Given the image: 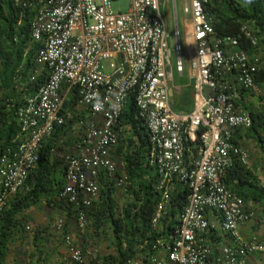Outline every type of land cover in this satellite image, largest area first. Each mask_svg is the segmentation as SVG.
<instances>
[{
    "label": "built area",
    "instance_id": "obj_1",
    "mask_svg": "<svg viewBox=\"0 0 264 264\" xmlns=\"http://www.w3.org/2000/svg\"><path fill=\"white\" fill-rule=\"evenodd\" d=\"M128 1L126 13H115L113 0H12L18 27L34 12L31 38L43 45L34 77L45 73L46 81L17 109L21 141L0 161V213L25 189L43 142L64 123L67 88L77 91V107L87 115L79 121L83 134L78 152L66 158L60 198L78 209L77 224L84 231L86 210L99 199L102 179L118 188L126 184L113 154L122 140V114L133 97L149 134L147 162L158 174L154 228L167 215L177 187L188 190L178 227L169 241L153 245L149 264H249L251 256L264 253V246L257 236L243 238L240 230L257 219L256 213L227 187L225 177L234 164L250 163V153L234 138L253 126L251 115L239 105L243 94L259 98L264 106V88L257 83L264 65L260 38L246 25L238 36L218 37L206 11L210 0H180L192 24L195 76L193 112L177 114L169 80L174 67L184 71L178 2L173 0L171 48L161 0ZM198 142V158L189 164L186 157ZM209 214L219 216L218 226ZM64 223L60 221L58 229ZM212 231L227 242L212 245ZM65 245L67 264H85L71 237Z\"/></svg>",
    "mask_w": 264,
    "mask_h": 264
},
{
    "label": "trees",
    "instance_id": "obj_2",
    "mask_svg": "<svg viewBox=\"0 0 264 264\" xmlns=\"http://www.w3.org/2000/svg\"><path fill=\"white\" fill-rule=\"evenodd\" d=\"M206 11L211 16L218 37L238 36L241 28L246 25L260 38L259 47L264 51V0H210ZM33 16L34 12L18 27V15L12 0H0V161L21 141L17 109L46 81L45 73L34 77L36 57L43 45L33 42L31 38ZM257 83L264 88V65L257 76ZM70 96L66 100L69 111L63 114L64 123L56 126L52 136L43 142L38 162L25 189L12 198L0 213V264H7L10 243L19 230L18 218L27 209L41 203L47 207L60 205L68 216L77 221L78 209L60 198L65 186L67 166H64L63 180L56 177L53 154L72 125L77 124L79 127L80 116H76L73 110L78 104L77 91H71ZM239 105L253 119V126L244 130L247 137L254 140L264 154V114L254 111L244 101ZM120 126L123 129L122 140L116 153H120L123 160V176L126 180L124 189L128 202L120 209L115 198L118 187L102 179L99 199L86 210L87 222L90 220L92 223L94 233L105 226L112 229L116 254L107 258L106 264H129L140 257L144 259V264H149L155 254L153 245L157 241H169L178 227L188 190L182 186L177 187L167 215L154 228L152 218L160 200L156 191L158 174L147 162L149 134L144 121L138 117L133 97L126 104ZM240 132L235 134L236 144ZM199 150L198 142L187 155V163L191 164L198 158ZM225 184L256 213V218L260 215L264 222V185L259 183L250 165L234 164L225 177ZM216 232L212 231L215 235ZM34 264H42V259H36Z\"/></svg>",
    "mask_w": 264,
    "mask_h": 264
},
{
    "label": "rangeland",
    "instance_id": "obj_3",
    "mask_svg": "<svg viewBox=\"0 0 264 264\" xmlns=\"http://www.w3.org/2000/svg\"><path fill=\"white\" fill-rule=\"evenodd\" d=\"M177 2L180 42L183 46L182 60L187 69L190 67V58L195 53L193 30L191 21L183 15L180 0H177ZM161 3L163 4L162 13L164 18L167 19V30L171 36L170 46L173 48V33L176 28L173 0H161ZM128 9V0H113V10L115 13H126ZM63 95H65V92H63ZM245 98L247 106H251L254 111L264 114V106L259 98L250 94H247ZM73 110L75 114L78 113L76 107H73ZM80 129L77 124L72 125L68 130V135L62 138V143L53 152L55 168H60V165L62 168L66 166V158L78 152V144L81 139H78V137L79 134H82V129ZM246 131H241L237 138L245 139L243 145H240L250 153V169L256 175L259 183L264 185V154L261 152L258 144L247 137ZM120 146L118 145L115 149L113 158L117 164L119 174L123 176V160L120 153H116ZM125 196L124 187L118 188L115 198L120 209L125 207L128 202ZM18 219L19 230L10 243L7 264H34L36 263V259L38 260L39 258L42 259V264H64V260H67L68 257L65 245L66 237H71L74 245L82 250L85 264H106V259L116 254L115 238L110 227L105 226L97 233H94L92 223L89 220L84 231H81L76 219L68 216L60 205L47 207L41 203L27 209ZM60 221L65 222V227L62 229H58L57 227ZM247 226L252 230L251 235L257 236L264 246V222L261 216L259 215L253 223ZM34 253L36 254L35 258L33 257ZM68 263L70 264L69 260ZM249 264H264V253L251 256Z\"/></svg>",
    "mask_w": 264,
    "mask_h": 264
},
{
    "label": "crops",
    "instance_id": "obj_4",
    "mask_svg": "<svg viewBox=\"0 0 264 264\" xmlns=\"http://www.w3.org/2000/svg\"><path fill=\"white\" fill-rule=\"evenodd\" d=\"M168 18H169V16H168ZM165 20L167 21L166 18H165ZM194 47H195V45H194ZM194 51H195V49H194ZM194 57H195V53H193L191 58H190L191 59L189 62L190 67H188L186 69L184 66V71L182 73L177 72L176 68L174 67L172 70V77L169 80L170 102H171V106H172L174 112H176L177 114H186V115L191 114L193 112V109H194L193 86H194L195 72L192 69V62L194 60ZM63 92H65V95H63V101H64V106H65L63 114H65V112L67 113L69 111V110H67L66 100L71 97L70 96L71 91H69L67 88H65ZM246 96H247V94H246ZM245 97H243L244 102L246 99ZM76 108L78 109V113L76 114V116H78V117L80 116V120L82 119V116L86 117L87 113L85 111H83V109H80L78 107H76ZM70 118H71V115H70ZM82 134H79L78 139L81 138ZM244 141H245L244 138L237 139V143L239 146H241L240 144L243 145ZM64 169L65 168L64 167L62 168L61 165H60V168L56 167V171H55L56 177L61 178L63 180ZM208 218L212 224H215L216 226H218L220 224V218L218 215L209 214ZM247 225L243 226L240 230L242 237L245 239H249L252 236H254V235H251L252 230ZM208 238H209V241L211 242V244L214 245L215 247L216 246L220 247L219 246L220 244H224L227 242V239L225 237H223L221 235V233L218 231L216 232V235H215V233L211 232L209 234Z\"/></svg>",
    "mask_w": 264,
    "mask_h": 264
},
{
    "label": "water",
    "instance_id": "obj_5",
    "mask_svg": "<svg viewBox=\"0 0 264 264\" xmlns=\"http://www.w3.org/2000/svg\"><path fill=\"white\" fill-rule=\"evenodd\" d=\"M64 108H65V106H64Z\"/></svg>",
    "mask_w": 264,
    "mask_h": 264
}]
</instances>
